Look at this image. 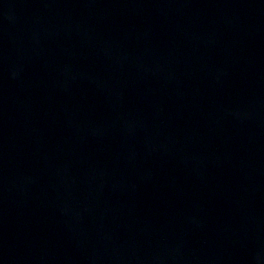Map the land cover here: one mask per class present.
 <instances>
[{
	"label": "water",
	"instance_id": "water-1",
	"mask_svg": "<svg viewBox=\"0 0 264 264\" xmlns=\"http://www.w3.org/2000/svg\"><path fill=\"white\" fill-rule=\"evenodd\" d=\"M0 264H264V0H0Z\"/></svg>",
	"mask_w": 264,
	"mask_h": 264
}]
</instances>
